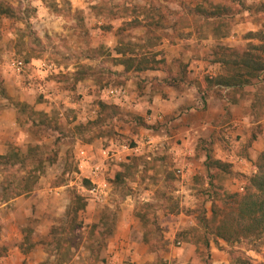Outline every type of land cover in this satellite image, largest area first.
I'll return each mask as SVG.
<instances>
[{"label": "rangeland", "instance_id": "374dc122", "mask_svg": "<svg viewBox=\"0 0 264 264\" xmlns=\"http://www.w3.org/2000/svg\"><path fill=\"white\" fill-rule=\"evenodd\" d=\"M9 1L16 8L18 19L4 18L2 21L0 115L7 108H15L20 119L27 120L31 117L40 121V117L33 111L42 110L36 109V103L22 100L25 95L23 90L28 92L33 88V92H29L35 95L33 100L46 103L52 109V114H48L52 120L51 127L56 122L59 124L57 130L49 127L36 132L30 129V124L25 125L18 119V126L11 130L14 135L22 137L23 142L20 145L11 143L7 152L10 148H16L20 153H25L31 145L50 146L54 141L58 142L57 155L55 159L50 156L53 159L46 163L38 186L46 188L67 185L65 191L69 202L73 193L81 195L84 201H87L90 198L88 189L92 187V183L82 174L78 154L80 148L102 138L113 139L118 146H137L135 136L138 135V139L146 138L149 136V127H153L155 136L167 139L163 146L153 149L154 152L145 146L146 151L128 154L129 159L117 161L121 169L115 168L111 176H107L109 189L103 201H94L97 205L93 221L87 220L90 215L86 210L81 213L82 228L74 241L72 258L67 264H182L190 246L196 248L188 262L194 260L197 264H202L208 257L214 264L212 248L216 247L224 258L222 264H242L235 260L236 258L264 263V236L255 242L242 239L228 244L216 237L210 226L205 227L200 221L203 211L207 216H211L214 204L221 205V195L225 192L227 195L245 190L248 176L257 170L256 161L262 151L254 160H249L252 162L250 173H241L235 168L238 166L237 162L226 159L225 162L229 163L231 171L217 172L213 179L217 185L214 189L208 185L206 167L202 170L197 164L198 172L183 177L186 166L180 164L171 145L175 142V137L174 133H171L169 120L149 123L145 117L125 105L126 99L116 102L102 97L103 90L110 87H124L128 90L131 85L139 91H157L162 86L159 85V76L152 73L156 70L124 71V66L116 60L118 47L128 53L127 55H145L154 51H162L165 55L161 48L163 43L175 42L185 33L188 37H196L197 34L205 41L209 40L210 36L211 40H220L235 33L236 40L239 38L249 42L250 32L264 30V0ZM205 10L219 11L222 21L205 19L202 16ZM187 28L190 30L185 32ZM228 28L227 36L221 37ZM252 39V42H258L256 38ZM228 44L229 42L226 45ZM149 55L151 54L147 56ZM14 58L23 59L28 63L39 60L54 63L55 70L48 74L43 82L46 94L50 92L48 96L39 91L37 84L43 81L39 78L34 87L27 88V77L31 71L27 69L23 75L16 74L10 67ZM171 65L175 71L178 70L177 64ZM219 67L218 65V69ZM213 72L211 69L198 77L189 75L188 72L186 81L203 83L205 76H214ZM15 78L16 84L12 83ZM255 82L258 83V88L264 91V80ZM207 89L209 88L201 87L204 94ZM58 93L62 95L55 97ZM235 96L249 103L247 112L251 111L255 119H264V111L257 114L256 109L251 107L253 95L249 88L244 92L237 91ZM102 102L111 106L103 109ZM21 103H26L28 107L22 110ZM83 111L85 116L80 115ZM56 118L57 120H54ZM75 125L83 126L76 129ZM259 130H264V120L258 127H246L248 135H255ZM170 136L173 137L170 139ZM247 141L250 142L251 139ZM247 141L243 146L237 144L238 139L237 143L230 141L228 149L237 157H244L246 149L242 147L246 143L249 144ZM108 144L109 142L104 141L102 146ZM208 148L214 155L215 142H209L199 144L195 157L199 158ZM49 150L50 148H46L48 153ZM126 165L131 166L126 169ZM25 171L18 166L9 169L0 166V189L5 179H13ZM122 171L124 176L118 180L117 174ZM11 209L10 205L0 203V235L11 233V230H8ZM105 211L111 212L113 216L115 232L122 215L130 219L135 217L138 221V224H132L128 235H122L124 238L121 240H125L126 244L122 248L111 241L115 232L102 242V247L98 240H94L99 233L91 237L88 235L89 225L99 222ZM141 215H144L143 218ZM174 222L180 224L169 235L171 224ZM27 223L29 229L34 230L38 226L35 220ZM141 232L144 234L141 235ZM205 237L210 240L209 254L204 249ZM144 238L150 242H145ZM132 242L149 246L145 253L142 252V247L137 248L141 251L140 256L138 254L140 261H143L144 256L149 257L148 260L139 262L136 255L132 256L134 247L128 244ZM197 247L204 250L202 257L196 253ZM53 260L54 257H50L47 264Z\"/></svg>", "mask_w": 264, "mask_h": 264}, {"label": "crops", "instance_id": "0c3cea01", "mask_svg": "<svg viewBox=\"0 0 264 264\" xmlns=\"http://www.w3.org/2000/svg\"><path fill=\"white\" fill-rule=\"evenodd\" d=\"M239 29L238 27L237 30ZM189 30L190 28H187L185 32ZM251 40L253 39H250V41ZM206 41H209V43ZM206 41L199 38L197 34L196 37H188L187 33H185L183 37L177 38L175 42H164L161 48L164 50L168 63H172L175 59H181L188 64L189 75L198 77L211 69L214 70V75L222 72L220 64L214 63L215 65L212 66V62L206 57V54L214 46V43L215 45L217 43L226 45L227 42H229L228 46L232 47L238 45L245 46L248 44L245 40L239 38L236 40L235 33L229 38H220V40H211L210 36L209 40ZM218 65L220 66L219 69ZM152 73L159 76V85L162 84V86L158 88L157 91L149 89L139 91V89L135 90L134 86L129 85L128 97L125 98V105L129 106L131 110H134V112L141 117H145L149 123L155 121L159 123L164 122V120H169L170 128H172L171 133H174L173 136L175 137V142L170 144L173 145L177 159L180 160V164L186 166L183 177L190 176L192 172H198L196 169L197 164L202 170L205 167L204 160L206 158V152L201 154L199 158L195 157L200 139H206L210 143L215 142L216 149L214 157L223 161L226 159L235 161L238 163V166H235V168H238L237 170L241 173H250L252 162L249 160H254L257 155L264 150V130L257 131L255 135H248L246 127H251L252 125L258 127L264 119L258 121L251 111L247 112L249 103L245 100H238L235 103H230L228 98L224 95L225 91L217 90V87L207 89L205 91L206 94H204L200 86L188 81L179 89L163 83V78L167 75L166 72L156 70ZM13 82L16 84L17 79L15 78L12 83ZM86 91L87 89L84 93H86ZM23 92L25 95H23L22 100H27L29 103L31 102L33 104L36 103V109L42 110L49 115L52 114V109L49 105L46 103H38L33 100L35 95L29 93L33 92V88L28 92L24 90ZM60 95L62 94L60 93L59 97ZM80 115L85 116V112H81ZM17 116L18 112H16L15 108H7L4 113L0 115V154H5L11 143L20 145L23 142L22 137L16 136L11 132L12 129L18 126ZM173 127L176 128L174 129ZM147 132H149V136L146 138L138 139V135L135 136L138 142L137 146L120 148L113 139L108 138L96 140L86 146H94L96 148V157L100 158L98 148L102 146L104 141L109 143L113 142L117 145L118 149V154L116 156L119 159L123 158L127 160L129 159L127 157L128 154H140L146 151L145 146H148L149 150L154 152L155 150L153 149L160 148L167 142L165 137L155 136L153 127L147 128ZM172 137L170 136V139ZM237 139L238 143L236 142ZM247 139H251V141L249 142ZM178 140H180V142H178ZM230 141L236 142L238 145L241 144L242 146L246 141L249 142V144L246 143V145L242 147L246 149L244 157H237L232 150L229 151L228 143ZM115 168L121 169V166L117 163L113 166L112 171H114ZM44 172L41 173L40 177L43 176ZM66 188L67 185L41 188V185L38 186L37 182L34 190L29 194H23L20 195V197L17 196L5 203L6 206L10 205L12 208L9 215L10 227L8 229L11 230V233L0 235V264H43L45 260L48 259V252L39 242L48 235L53 225L66 219V211L71 202V200L69 202V196L65 191ZM85 202L86 209L84 208L79 211V219H81L82 211L86 210V213L90 215L87 220L93 221L95 214L94 209L97 204L91 200ZM59 217L60 219H57ZM31 220H35L38 226L34 230L32 228L29 229L32 234L29 241L24 231L28 227L27 225L29 223L27 222ZM118 221V228L111 238V241L122 248L123 245H126L125 240H121V238H124L122 235H128L132 228V224H138V221L135 217L130 219V217H124V215L120 216ZM179 224V222L172 223L168 234L171 235L176 228H178ZM140 234L142 235L144 232ZM13 242L16 243L14 246H10L8 249L3 248L4 244ZM128 244H130L132 248L134 247L132 249V256L136 255L137 258H139L138 254L140 256L141 253V251L137 249L138 247H142V252L144 251V253L147 252L149 248L147 244L141 245L139 242ZM182 247L184 248L185 244ZM195 248V246L189 247L183 263L189 261ZM212 253L214 256V264H222L224 258L216 247L212 248ZM148 259L149 257L147 258L144 256L143 261H140L139 258V262H145Z\"/></svg>", "mask_w": 264, "mask_h": 264}, {"label": "trees", "instance_id": "16d2710c", "mask_svg": "<svg viewBox=\"0 0 264 264\" xmlns=\"http://www.w3.org/2000/svg\"><path fill=\"white\" fill-rule=\"evenodd\" d=\"M202 16L205 19H218L222 21V14L219 11H203ZM4 18H17L16 8L9 0H0V38L2 36V21ZM18 19V18H17ZM227 32L221 37L227 36ZM250 39L256 38L258 42H248L245 46H228L222 43L214 45L206 54L207 59L212 63H218L222 67V72L214 76H205L203 83L194 82L203 88L217 87V90L225 91L224 95L230 103H235L239 100L236 97L237 91L244 92L249 88L252 92L253 99L251 107L256 109L257 114H262L264 111V91L258 88L256 80H264V30L258 32H250ZM118 57L116 60L124 66V71L142 72L145 70H162L167 73L163 78V82L179 88L186 82L188 73V64L181 59H175L172 63H168L162 51H154V53H145V55H127L121 47L117 49ZM148 54H151L147 56ZM171 64H177L178 70L175 71ZM187 68V69H186ZM202 84V85H201ZM204 92V91H203ZM23 109L28 107L26 103L20 105ZM108 108L111 105L102 102L101 105ZM117 107V106H116ZM118 109V108H117ZM40 117V121L28 118L20 119L25 125L30 124V129L36 132L42 131L43 128L51 127L52 120L50 116L43 111H30ZM54 120H57L54 119ZM55 123V122H54ZM83 125H75L74 128L81 129ZM85 126V125H84ZM36 128V129H35ZM52 129L59 128L56 122ZM84 128V127H83ZM201 143H209L206 139H200ZM57 140L53 145H31L25 153H20L16 148H10L7 153L0 154V166L9 169L15 166L25 169V173L15 176L13 179H5L0 189V203H6L9 200L23 195L29 194L34 190L40 175L45 171L46 163L57 155ZM46 148H50L49 153ZM205 167L206 175L209 179L208 185L216 188L217 185L213 179L217 176V172H230V165L225 161L214 157L211 149L205 150ZM49 155V157H48ZM50 156H53L51 159ZM131 165H126L128 169ZM257 170L249 177L248 184L243 192L224 193L221 195V205H215L212 209V215L207 216L203 211L200 221L205 227H209L216 237L223 239L228 244L239 242L240 240H249L255 242L264 236V151L261 152L258 161H256ZM124 172L117 174V179H121ZM215 193L217 191L215 190ZM215 203V200L214 202ZM86 202L81 195L72 194L71 202L66 211V219L51 227L48 235L39 243L43 245L48 252V259L43 264L49 263L50 257H54L51 264H67L72 258V247L74 241L79 236L82 223L79 219V211L84 209ZM144 215H141L143 218ZM115 232V222L111 212L105 211L99 222L89 225L88 235L94 236L99 233L94 240L101 243L111 237ZM27 239L30 241L31 233L29 227L24 231ZM205 251H210V240L204 238ZM145 242H150L144 238ZM16 243H6L4 249L14 246ZM196 253L201 257L204 253L203 249L197 247ZM231 253V252H230ZM209 254V253H208ZM233 257L232 260H234ZM242 264H264L254 263L250 259L236 258ZM204 261V260H203ZM182 264H197L194 260ZM202 264H212L207 257Z\"/></svg>", "mask_w": 264, "mask_h": 264}, {"label": "built area", "instance_id": "2783aa9c", "mask_svg": "<svg viewBox=\"0 0 264 264\" xmlns=\"http://www.w3.org/2000/svg\"><path fill=\"white\" fill-rule=\"evenodd\" d=\"M10 67L16 74L19 75L25 74L28 70L31 71V73L27 77L29 81L27 83V88H29L30 86L34 87L38 78L45 81L48 74H50L56 68L54 63L45 60L28 63L23 59L17 58L11 60ZM43 81L39 82L37 84V87L39 88V91L41 93L46 94V89L43 88L45 86V83H43ZM102 93V97L104 99L111 101L113 100L116 102L128 97V90L124 87H110L103 90ZM49 94L50 92H48V94L46 95L48 96ZM54 96H59V93ZM49 98H51V96ZM119 147L121 148L127 146L123 145ZM78 154L82 174L92 183V187L88 189V192L90 194V198L88 200L103 201L109 189L107 176H111V172H113L112 168L117 164V161L123 159H119L116 156L118 154L117 145L112 142L107 146H100L98 148V154L100 155V158L96 157V148L91 145L83 146L82 148H80Z\"/></svg>", "mask_w": 264, "mask_h": 264}]
</instances>
